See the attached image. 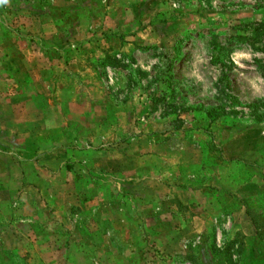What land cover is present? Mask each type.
Here are the masks:
<instances>
[{
	"label": "crops",
	"instance_id": "0c3cea01",
	"mask_svg": "<svg viewBox=\"0 0 264 264\" xmlns=\"http://www.w3.org/2000/svg\"><path fill=\"white\" fill-rule=\"evenodd\" d=\"M20 1L0 13V264H142L147 202H179L200 182L194 157L178 167L171 152L128 139L126 107L142 99L132 97L140 87L131 77L161 59L141 54L146 36L131 5L161 4L100 0L118 9L114 21L99 0ZM12 170L14 191L4 188ZM241 174L236 193L254 180ZM168 176L187 179L174 187L180 194L155 181ZM76 232L87 241L68 240Z\"/></svg>",
	"mask_w": 264,
	"mask_h": 264
},
{
	"label": "rangeland",
	"instance_id": "374dc122",
	"mask_svg": "<svg viewBox=\"0 0 264 264\" xmlns=\"http://www.w3.org/2000/svg\"><path fill=\"white\" fill-rule=\"evenodd\" d=\"M11 1L0 0L1 14L10 12ZM158 1L161 5H131V19L146 36L141 54L161 59L131 77L140 87L132 97L142 99L126 107L128 139L153 152L158 145L164 157L171 152L183 161L175 163L178 167L194 157L200 182L199 188L189 184L177 204L159 196L147 202L140 241L145 249L139 257L142 264H264V0ZM99 3L113 13L107 20L118 21V9ZM219 171L224 187L217 182ZM240 171L242 180L252 173L254 180L236 193L240 177L233 175ZM5 179L4 188L17 190L13 170ZM155 181L180 194L174 187L187 179ZM70 235L71 240L88 238L81 232Z\"/></svg>",
	"mask_w": 264,
	"mask_h": 264
},
{
	"label": "trees",
	"instance_id": "16d2710c",
	"mask_svg": "<svg viewBox=\"0 0 264 264\" xmlns=\"http://www.w3.org/2000/svg\"><path fill=\"white\" fill-rule=\"evenodd\" d=\"M10 5H17V3H14L13 1H11V3H10ZM11 7V6H10ZM12 8V7H11ZM173 203H174V201H173ZM176 203V202H175ZM174 203V204H175ZM177 204V203H176ZM155 216V215H154ZM146 232V231H145ZM145 232H144V234H145ZM68 238V240H69V236L67 237ZM142 247V249H141V252H140V255L142 256V252H143V250L145 249V245H141ZM86 252V251H85Z\"/></svg>",
	"mask_w": 264,
	"mask_h": 264
}]
</instances>
